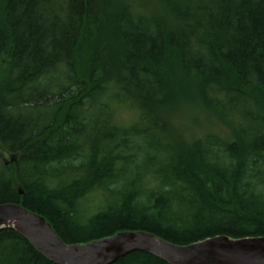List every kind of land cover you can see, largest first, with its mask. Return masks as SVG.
I'll return each mask as SVG.
<instances>
[{"label": "trees", "instance_id": "trees-1", "mask_svg": "<svg viewBox=\"0 0 264 264\" xmlns=\"http://www.w3.org/2000/svg\"><path fill=\"white\" fill-rule=\"evenodd\" d=\"M0 154V205L68 245L264 238V0H0ZM0 264L55 263L7 227Z\"/></svg>", "mask_w": 264, "mask_h": 264}, {"label": "water", "instance_id": "water-1", "mask_svg": "<svg viewBox=\"0 0 264 264\" xmlns=\"http://www.w3.org/2000/svg\"><path fill=\"white\" fill-rule=\"evenodd\" d=\"M7 227L55 264H114L136 251L169 264H264V238L216 237L178 246L148 232H120L88 244L68 245L42 215L20 204L0 205V230Z\"/></svg>", "mask_w": 264, "mask_h": 264}, {"label": "rangeland", "instance_id": "rangeland-1", "mask_svg": "<svg viewBox=\"0 0 264 264\" xmlns=\"http://www.w3.org/2000/svg\"><path fill=\"white\" fill-rule=\"evenodd\" d=\"M193 111V110H192ZM189 111L186 112V114ZM197 119L195 122L194 119ZM120 119L124 123H131L134 120L132 112H128L127 110L121 111ZM179 119V118H178ZM181 125L177 127L183 134L190 139L191 137H199L202 134L206 133H217L220 136H226L228 134L226 127L219 123L214 118L210 117L209 115L202 112L201 109L196 108L192 114L187 115L184 119L180 122ZM1 155V154H0ZM1 161L4 162L10 161V157L8 155L0 157Z\"/></svg>", "mask_w": 264, "mask_h": 264}]
</instances>
